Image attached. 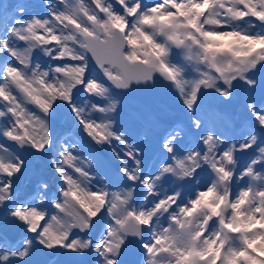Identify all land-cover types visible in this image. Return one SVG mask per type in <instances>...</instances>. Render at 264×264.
I'll return each mask as SVG.
<instances>
[{"label":"snow or ice","instance_id":"1","mask_svg":"<svg viewBox=\"0 0 264 264\" xmlns=\"http://www.w3.org/2000/svg\"><path fill=\"white\" fill-rule=\"evenodd\" d=\"M0 264H264V0L0 3Z\"/></svg>","mask_w":264,"mask_h":264},{"label":"rangeland","instance_id":"2","mask_svg":"<svg viewBox=\"0 0 264 264\" xmlns=\"http://www.w3.org/2000/svg\"><path fill=\"white\" fill-rule=\"evenodd\" d=\"M0 3H2L3 5H5V4H10V2H8V0H0Z\"/></svg>","mask_w":264,"mask_h":264}]
</instances>
